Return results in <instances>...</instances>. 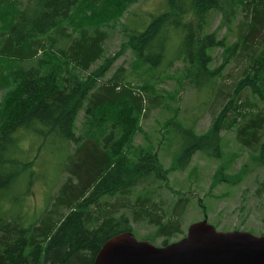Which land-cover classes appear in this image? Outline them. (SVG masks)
Masks as SVG:
<instances>
[{
  "label": "trees",
  "instance_id": "16d2710c",
  "mask_svg": "<svg viewBox=\"0 0 264 264\" xmlns=\"http://www.w3.org/2000/svg\"><path fill=\"white\" fill-rule=\"evenodd\" d=\"M139 1L0 0V199L35 165L14 156L18 130L37 133L43 146L49 138L73 146L65 180L37 222L25 226L0 216V264H94L109 239L136 236L142 226L153 228L145 240H161L157 246L180 240L190 198L178 193L169 207L160 192L197 153L220 158L223 132H236L249 159L264 168V0H168L166 12L107 55L112 31ZM213 14L233 42L207 32ZM173 30L183 37L171 56ZM126 49L134 56L132 69L120 66L108 77ZM177 63L182 86L208 88L215 100L202 135L195 124L166 123L181 136L182 151L165 168L136 140L145 117L171 109L165 96L178 97L160 92L155 82L157 70L168 74ZM233 63L241 66L240 77L227 89L221 81ZM138 72L147 79L134 83ZM248 173L244 164L229 181L224 168L215 178L217 185H237Z\"/></svg>",
  "mask_w": 264,
  "mask_h": 264
},
{
  "label": "rangeland",
  "instance_id": "374dc122",
  "mask_svg": "<svg viewBox=\"0 0 264 264\" xmlns=\"http://www.w3.org/2000/svg\"><path fill=\"white\" fill-rule=\"evenodd\" d=\"M168 0H140L134 4L112 31L106 43L107 55L113 56L121 51L127 34L142 32L153 18L168 10ZM186 20L190 18H185ZM219 32L220 36H228L231 42L234 35L227 28L221 27V17L213 14L210 18L207 32ZM183 34L173 30L169 45V54L173 56L180 47ZM221 51L218 50L217 54ZM134 56L126 49L114 64L108 77H111L120 66L131 70ZM181 63L168 74L165 69L157 70L155 80L162 93L177 94L176 98L166 95L165 102L171 106L170 110H156L141 122L144 134L137 137L136 145L151 147L158 155L165 168L171 167L182 151V138L172 127H166L170 119L181 121L186 127L195 124L196 132L202 135L207 132L212 123L211 106L215 100L209 89L204 88L196 92L194 85L181 78ZM237 63H233L229 70V77L221 81L224 88H229L236 78L240 77ZM227 74V72H226ZM169 76V78H168ZM145 81L146 74L138 72L132 76L134 83ZM164 79L163 82L161 80ZM228 91V90H226ZM139 94H143L139 91ZM220 106L217 107L219 109ZM223 155L217 158L213 155L197 153L191 164L184 171L178 170L170 175L166 189L160 194L169 207L174 205L177 194L182 193L190 198V203L183 219V229L188 228L207 218L209 224L222 232L240 230L256 236L264 234V168L249 159L248 151L241 147L236 139V132H223ZM15 157L23 162L35 161L32 173L26 172L13 187L0 199V216L9 219H21L25 226L37 222L49 208L51 198L58 193L66 174L65 166L73 150V146L63 140L49 138L43 146V139L35 132L20 129L14 134ZM74 152V151H73ZM244 164L249 165L248 175L238 183L232 185L223 182L217 185L215 174L219 168H224L225 180L229 181L234 174L239 173ZM201 202V203H200ZM204 207V208H203ZM136 238L145 240L152 231L150 226L137 227ZM158 240L156 245H160Z\"/></svg>",
  "mask_w": 264,
  "mask_h": 264
},
{
  "label": "water",
  "instance_id": "95a60500",
  "mask_svg": "<svg viewBox=\"0 0 264 264\" xmlns=\"http://www.w3.org/2000/svg\"><path fill=\"white\" fill-rule=\"evenodd\" d=\"M94 264H264V236L245 231L222 232L207 218L167 246L118 234L101 248Z\"/></svg>",
  "mask_w": 264,
  "mask_h": 264
}]
</instances>
